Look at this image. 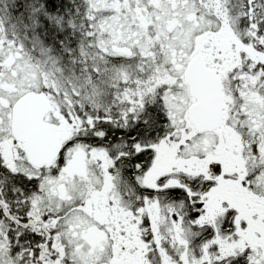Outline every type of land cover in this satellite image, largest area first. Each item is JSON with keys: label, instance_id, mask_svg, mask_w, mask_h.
Returning <instances> with one entry per match:
<instances>
[{"label": "snow or ice", "instance_id": "snow-or-ice-1", "mask_svg": "<svg viewBox=\"0 0 264 264\" xmlns=\"http://www.w3.org/2000/svg\"><path fill=\"white\" fill-rule=\"evenodd\" d=\"M0 264H264V0H0Z\"/></svg>", "mask_w": 264, "mask_h": 264}]
</instances>
